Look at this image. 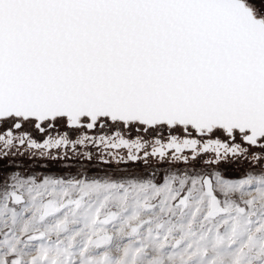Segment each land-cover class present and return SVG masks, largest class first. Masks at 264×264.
<instances>
[{"label": "water", "instance_id": "water-1", "mask_svg": "<svg viewBox=\"0 0 264 264\" xmlns=\"http://www.w3.org/2000/svg\"><path fill=\"white\" fill-rule=\"evenodd\" d=\"M11 112L221 125L254 142L264 21L243 0H0V115Z\"/></svg>", "mask_w": 264, "mask_h": 264}, {"label": "rangeland", "instance_id": "rangeland-1", "mask_svg": "<svg viewBox=\"0 0 264 264\" xmlns=\"http://www.w3.org/2000/svg\"><path fill=\"white\" fill-rule=\"evenodd\" d=\"M88 169L78 171L77 186L85 193L78 210L64 207L59 216L44 221L40 209L0 208V264H264V167L241 172L186 167L95 173ZM204 174L212 176L215 193L226 209L213 217L201 181ZM149 179L155 183L152 198L162 202L145 211L140 181ZM53 181L47 178L49 184ZM183 181L185 186L179 189ZM47 188L57 200L71 193V186L63 181ZM186 189L192 191L190 206L174 207V200ZM26 191L35 193L31 188ZM125 206L114 225L98 224L106 209ZM143 218L147 219L139 233L127 235L129 225ZM103 231L112 233V241L103 248L93 245V237ZM33 232L46 236L26 241Z\"/></svg>", "mask_w": 264, "mask_h": 264}, {"label": "flooded vegetation", "instance_id": "flooded-vegetation-1", "mask_svg": "<svg viewBox=\"0 0 264 264\" xmlns=\"http://www.w3.org/2000/svg\"><path fill=\"white\" fill-rule=\"evenodd\" d=\"M243 1L264 21V0ZM110 117L0 115V208L40 209L48 192L53 193L47 187L62 181L78 187V171L83 167L92 173L182 167L241 172L264 167V134L248 141L249 129L228 131L221 125L207 129L197 128L193 122L150 124ZM51 177L54 181L49 184L47 178ZM28 188L35 193L29 194Z\"/></svg>", "mask_w": 264, "mask_h": 264}, {"label": "built area", "instance_id": "built-area-1", "mask_svg": "<svg viewBox=\"0 0 264 264\" xmlns=\"http://www.w3.org/2000/svg\"><path fill=\"white\" fill-rule=\"evenodd\" d=\"M182 176V174H181ZM68 181H71V179H69ZM158 181V180H157ZM166 179L164 178L163 182H165ZM141 185H143V187H141L140 189V194L141 196L145 197V201L142 205V209L145 211H150L152 208H156L158 207L159 203L162 202V198H152L153 195V188L155 187V183L152 180L149 179L147 181H140ZM186 181H183L182 183L179 184V189H180V185L185 186ZM70 185V184H69ZM71 193H69L68 196L66 197H62L60 200H57L56 197H52L49 196V194L43 199V205L40 208V212H38L40 214V217L44 220V221H49L57 216H59L57 213H52V211H54L53 209L56 208V204L58 205L57 208H64L67 207L64 210H68V211H75L78 210L83 204L85 199L83 197H85V193L83 191H80L79 186L78 187H74L71 186ZM192 191H188V189H186L184 192H181L180 194H178L177 198L174 200L173 202V206L177 207V208H181V209H186V207L190 206V194ZM211 201L208 205L209 207V215L210 216H216L217 214H219V212L217 211H212L211 210ZM223 204L221 203V206ZM50 206V208H49ZM223 208L225 209V207L223 206ZM71 209V210H69ZM243 209V208H242ZM244 210V209H243ZM126 211V206L120 209L117 208H109L106 209V212L98 219V224H101L102 226H106V228L108 226H112L115 224V222H117L118 220H120V218L122 217V214ZM226 211V209H225ZM215 213V214H213ZM149 221H151L150 219L148 221H146V223H149ZM161 223L160 226H162L163 222H159V224ZM64 225V224H63ZM106 234V235H105ZM34 236V232L30 233L29 235L26 236V241H32ZM46 235L44 234V237ZM101 236H105L104 240H106L105 242H108L113 239V235L111 232H107V231H103L101 232L98 236H94L93 237V245H97L98 247L101 245L97 242L98 237ZM43 237V238H44ZM104 246V245H103Z\"/></svg>", "mask_w": 264, "mask_h": 264}, {"label": "bare ground", "instance_id": "bare-ground-1", "mask_svg": "<svg viewBox=\"0 0 264 264\" xmlns=\"http://www.w3.org/2000/svg\"><path fill=\"white\" fill-rule=\"evenodd\" d=\"M214 203L215 204H217V201L215 200L214 201ZM56 206V208L55 209H53L54 211H52V213H57V214H59V212L61 211V209L62 208H57V204L55 205ZM49 208H50V206H49ZM66 208V207H65ZM64 208V209H65ZM221 211V210H220ZM197 213H199V209L197 210ZM147 218H143V219H138L135 223H133V224H131V225H129L130 227H129V229H127V235H137L138 233H139V231L141 230V228L145 225V220H146ZM63 226H65V227H67L66 226V224H64ZM106 235V234H105ZM44 237V233L43 232H39V233H37V232H34V236H33V239L32 240H36V239H40V238H43ZM104 237L105 236H101V237H98V239H97V242L101 245V247L103 248L104 246H106L107 244H109L110 243V241H108V242H105L106 240H104ZM130 237V236H129ZM112 241V240H111ZM104 245V246H103ZM100 247V246H99Z\"/></svg>", "mask_w": 264, "mask_h": 264}]
</instances>
